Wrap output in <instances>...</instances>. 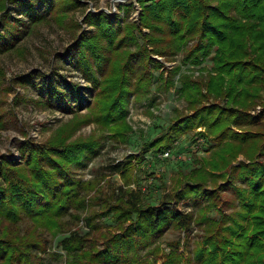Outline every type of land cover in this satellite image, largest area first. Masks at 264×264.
<instances>
[{"label": "trees", "instance_id": "trees-1", "mask_svg": "<svg viewBox=\"0 0 264 264\" xmlns=\"http://www.w3.org/2000/svg\"><path fill=\"white\" fill-rule=\"evenodd\" d=\"M8 3L32 23L55 17L63 24L79 1ZM139 3L137 22L122 23L120 14L105 12L86 16L95 31L81 35L70 54L92 85V100L81 98L79 83L63 86L46 76L40 85L43 98L36 101L71 111L74 118L42 146L32 139L21 141L20 162L10 156L0 159V264H45L46 253L63 257L50 250L45 232L62 236L64 264H264V109L251 112L264 98V0ZM120 7L128 16L131 4ZM0 8L5 10L6 2ZM5 15L0 18V53L15 46L24 24ZM179 52L182 63L166 70L167 75L153 72L163 65L152 53L172 57ZM209 57L213 64L206 75L193 78L181 72L182 65L200 66ZM180 72L187 112L143 149L162 159L178 136L204 127L194 139L216 141L210 156L194 158L183 182L158 204L148 200L152 191L129 186L138 160H144L135 154L102 165L92 178L79 175L100 154L105 139L129 142L131 96L137 102L149 98L151 107ZM84 103L88 111L82 115ZM89 123L103 134L68 141L77 127ZM241 154L249 161L234 164ZM118 173L125 181L116 185L108 177ZM185 203L195 208L182 209ZM21 223L27 225L25 232ZM169 230L184 236L167 239Z\"/></svg>", "mask_w": 264, "mask_h": 264}, {"label": "rangeland", "instance_id": "rangeland-1", "mask_svg": "<svg viewBox=\"0 0 264 264\" xmlns=\"http://www.w3.org/2000/svg\"><path fill=\"white\" fill-rule=\"evenodd\" d=\"M2 1L6 2V8L5 10L0 8V18H6L7 15H3L10 13L11 20L21 19L24 24L20 23V37L15 46L9 51L0 53V116L5 123L4 127L0 128V159L10 156L20 162L19 146L21 141L32 139L42 146L49 142L64 123L74 118L71 111L54 105H43L36 101L43 98L40 85L46 81L44 79L46 76L49 77L48 81L54 80L56 84L63 86L67 81L77 82L81 87V98L85 101L88 99L91 101L93 98L94 91L91 83L82 76L72 54H70L73 45L81 35L95 31V26L86 21V16L89 13L105 12L109 15L120 14L122 23L126 20L137 22L140 19L142 7L139 0H129L128 3L114 2L113 0H78L79 4L66 14L63 24L59 23L55 17H48L43 22L32 23L29 17L18 11V6H14L13 3L7 4L8 0H0V4ZM127 4H131L128 16L120 7ZM40 11L44 12V8H41ZM75 23L78 25L76 26ZM144 32L150 33L147 28H144ZM141 41L143 42L144 39ZM194 42L195 40L190 41L188 46ZM131 48L135 49V46H131ZM214 54L215 50L210 56L212 57ZM151 57L159 60L163 65L160 70L152 69L153 72L164 71L167 75L166 70L182 63L183 53L179 52L172 57L152 53ZM212 64V59L209 57L200 66L182 65L181 72L196 78L201 73L206 75ZM54 71L59 72L62 76H55ZM181 72L175 76V84L170 87L168 92L156 94L157 97L151 107L148 106L149 98H142L137 102L132 95L128 121L133 132L129 142L121 144L113 139H105V145L100 154L89 163L87 168L78 171V174L84 176L85 179L92 178L102 165L122 161L127 159L129 154H135L138 158L143 157L144 160H138L133 177L135 179L129 186L140 188L147 193L152 191L148 200L153 204H158L165 194L174 191L180 181L183 182L184 174L189 173L194 167V158H208L216 141L202 137L200 141L194 139L196 133L205 131L204 127H195L178 136L172 143V148L164 150H169L170 155L165 157L161 154L162 159L153 158L151 151L143 149V145L148 140L168 132L169 125L178 118V114L187 112L188 103L185 97L180 94L179 88L182 85L179 79ZM23 76L25 77L23 78ZM203 90L205 91V89ZM70 99L71 102L75 101L73 97ZM86 105L84 103L81 109L82 115L87 114ZM263 109L264 98L251 112L256 114ZM93 134L101 136L103 133L97 128V125L89 123L77 127L68 141L80 136L89 137ZM241 160L249 161L241 154L234 164ZM108 179H111L116 185L123 184L125 181L119 173L110 175ZM227 197L230 198V195L227 194ZM180 207L185 210L195 208L188 203ZM211 213L215 214L214 211ZM104 222L112 224L109 219ZM1 225L6 227L8 223L4 222ZM19 226L21 232H25L26 223H21ZM194 230L200 231L198 227H195ZM44 235L49 240L50 250L63 255V257L55 258L46 253L43 255L45 264H64L65 252L59 246L62 236L52 238L48 232H45ZM180 235L184 236L178 230H169L164 237L171 240Z\"/></svg>", "mask_w": 264, "mask_h": 264}, {"label": "water", "instance_id": "water-1", "mask_svg": "<svg viewBox=\"0 0 264 264\" xmlns=\"http://www.w3.org/2000/svg\"><path fill=\"white\" fill-rule=\"evenodd\" d=\"M114 2L128 3L129 0H113ZM114 13V12H113Z\"/></svg>", "mask_w": 264, "mask_h": 264}, {"label": "built area", "instance_id": "built-area-1", "mask_svg": "<svg viewBox=\"0 0 264 264\" xmlns=\"http://www.w3.org/2000/svg\"><path fill=\"white\" fill-rule=\"evenodd\" d=\"M170 155V151L169 150H167V151H165L164 153H163V156H165V157H167V156H169Z\"/></svg>", "mask_w": 264, "mask_h": 264}]
</instances>
